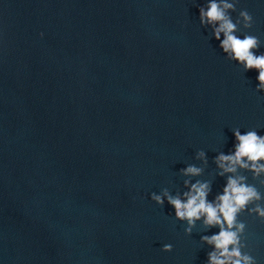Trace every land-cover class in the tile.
<instances>
[{
  "label": "clouds",
  "instance_id": "obj_1",
  "mask_svg": "<svg viewBox=\"0 0 264 264\" xmlns=\"http://www.w3.org/2000/svg\"><path fill=\"white\" fill-rule=\"evenodd\" d=\"M238 3L239 0H207L199 7V23L201 27L211 29L212 37L219 41V47L228 61L237 63L244 73L253 69L258 72L255 91L264 92V52L257 55L264 42L250 33L254 18L247 9H240L233 20L231 13L237 12ZM238 33L242 34V38ZM232 132L235 137L234 151L229 154L220 152L215 158L221 170L218 174H229L222 194H217L210 201L211 186L208 181L185 179L183 184L187 191L172 194L168 188H163L159 194L152 192L150 195L157 205L164 206L167 201L174 209L175 220L186 222V235L192 234L197 222L201 223V230L219 229L217 233L200 238L212 249L207 253L206 264H257L247 243V226L239 220V216L247 211L248 215H255L264 222V203L260 202L264 200V194L255 185L247 183L245 176L236 173L238 167L250 171L253 179L264 173V135L258 134L255 128L243 134L240 128H234ZM196 158L207 163L203 150L197 151ZM202 173L203 169L193 164L180 170V175L184 177H199ZM172 248L171 244H164L161 250L171 252Z\"/></svg>",
  "mask_w": 264,
  "mask_h": 264
}]
</instances>
